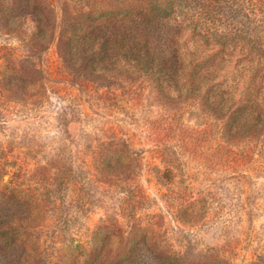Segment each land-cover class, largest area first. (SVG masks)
Returning <instances> with one entry per match:
<instances>
[{"label":"rangeland","instance_id":"obj_1","mask_svg":"<svg viewBox=\"0 0 264 264\" xmlns=\"http://www.w3.org/2000/svg\"><path fill=\"white\" fill-rule=\"evenodd\" d=\"M166 5L0 0V264H264V0Z\"/></svg>","mask_w":264,"mask_h":264},{"label":"trees","instance_id":"obj_2","mask_svg":"<svg viewBox=\"0 0 264 264\" xmlns=\"http://www.w3.org/2000/svg\"><path fill=\"white\" fill-rule=\"evenodd\" d=\"M182 3H183V0H168L169 5H166L165 9L162 10V12H161L163 17L171 15L173 12H175V9H177V5L182 4ZM81 25H82V23L79 20H77L74 23L67 24V27L70 28L71 30H70V34L66 35V39L64 40V44H66L68 46V48H70V49H73V47L77 49V50H75L76 52L74 51V54H71L72 50L69 49L70 53H68V55H69L68 57H70L71 60L74 57L76 62L82 63L84 61V59H88V63L93 65V64H95V62H98L96 52H95V50H92V49L96 48V41L97 40H95L93 37L94 40H91L89 42V44L87 45V47H85V49L80 48V47L84 46V42H80V40L85 41L86 36L88 37V35H91L92 29H94V27L92 26V28H90V30H89L90 33L86 32V34H88V35H86L85 32L83 31L85 27L82 26V28H80ZM194 25H195V23H193V22L189 23L187 26L185 24L186 27L192 26V29H193V27H195ZM193 30L194 31L192 34L196 38L197 42L200 41V42L204 43L205 40H204L203 35H200L198 32H196L195 28ZM105 39L109 40L110 39L109 35L105 36ZM71 44L73 46H71ZM118 48L121 49L120 47H118ZM132 49H134L135 52H131L130 50H127L126 55L121 54V51H120L119 55H118V62L124 63L125 65L130 64V66L133 69V73H135L137 75L141 74L144 77L149 78L153 82L166 81V82L170 83L171 85H173V88L177 87V85H178L177 83L180 81V78L178 77V73H184L187 70V68H186L187 64H181V63L178 64V59L176 56L173 59L172 63H168V58L164 59L162 57L153 56L152 51L149 50L150 48L149 47L147 48V44H146L145 40H144V42L142 40H140V41L138 40L137 45L133 46ZM86 51H88V52H86ZM196 62L200 63V60L196 59ZM206 67H208V65ZM205 69H207V68H203V71H205ZM183 70H185V71H183ZM196 70L197 69L195 68L194 70L189 71L188 74L185 75V77H183L182 79L189 80L191 75H193V74L195 75L198 73L200 74V71L198 72ZM115 71L116 70H113L114 73H115ZM115 75H116V73H115ZM204 75H203L202 79H204V83H205V87H206L207 81L209 78H207V76H204ZM244 78H246V77H244ZM210 80H212V79H210ZM9 232L10 231H8V230L1 232V234L5 236V238L3 240L4 242L10 239V237H9L10 233ZM6 253H7V250L2 252V254L4 255L2 257L3 259L5 258Z\"/></svg>","mask_w":264,"mask_h":264}]
</instances>
